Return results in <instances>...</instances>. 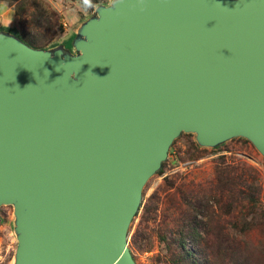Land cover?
Listing matches in <instances>:
<instances>
[{"label":"water","instance_id":"95a60500","mask_svg":"<svg viewBox=\"0 0 264 264\" xmlns=\"http://www.w3.org/2000/svg\"><path fill=\"white\" fill-rule=\"evenodd\" d=\"M76 55L0 33V206L14 264H134L129 224L180 133L264 157V0H117Z\"/></svg>","mask_w":264,"mask_h":264},{"label":"rangeland","instance_id":"374dc122","mask_svg":"<svg viewBox=\"0 0 264 264\" xmlns=\"http://www.w3.org/2000/svg\"><path fill=\"white\" fill-rule=\"evenodd\" d=\"M90 1L0 0V33L74 56L81 27L117 0ZM16 243L13 208L0 206V264H14ZM126 248L134 264H264V157L244 138L205 147L180 133L142 188Z\"/></svg>","mask_w":264,"mask_h":264},{"label":"trees","instance_id":"16d2710c","mask_svg":"<svg viewBox=\"0 0 264 264\" xmlns=\"http://www.w3.org/2000/svg\"><path fill=\"white\" fill-rule=\"evenodd\" d=\"M90 2H91L92 4H96V3H98L99 1H98V0H91ZM139 206H140V205H139ZM138 208H139V207H138ZM150 212H151V210H149L147 204H145V205L143 206V211H142V216H143V218H144L145 220H146V219L149 220ZM191 235H195V233H194L193 230H192V232H191ZM181 248L183 249L184 246L182 245ZM190 251H191V252H190ZM190 251H189V252L185 251L184 254L188 255V254L192 253V250H190Z\"/></svg>","mask_w":264,"mask_h":264},{"label":"clouds","instance_id":"9594fccd","mask_svg":"<svg viewBox=\"0 0 264 264\" xmlns=\"http://www.w3.org/2000/svg\"><path fill=\"white\" fill-rule=\"evenodd\" d=\"M110 2H112V0H110Z\"/></svg>","mask_w":264,"mask_h":264}]
</instances>
